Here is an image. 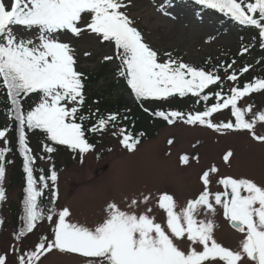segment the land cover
I'll list each match as a JSON object with an SVG mask.
<instances>
[{"label":"snow or ice","instance_id":"6c2138e0","mask_svg":"<svg viewBox=\"0 0 264 264\" xmlns=\"http://www.w3.org/2000/svg\"><path fill=\"white\" fill-rule=\"evenodd\" d=\"M194 3L202 9L216 10L240 25L252 26L260 37H264V0H194ZM126 7L125 0H0V84L10 98V114L19 125V143L27 173L24 226L16 238L19 240L32 232L38 221H52L58 217L54 239L51 242L47 238L41 240L34 250L18 257V264H37L42 255L53 249L80 254L86 264H216L217 261L244 264L245 258L254 264H264V184L251 178L227 176L219 181L225 191L213 194L208 185L211 183L210 172L218 171L215 166L203 173L201 179L205 187L198 198L189 200L181 211H176L173 195L160 194L158 205L166 210L165 226L149 215L151 209L138 214L134 210H122L115 202L107 205L105 216L92 226L70 221L69 207H62L57 212L54 204L51 208L42 205L40 198L48 184L43 176L37 178L34 175L36 157L29 147L25 128L42 130L51 142L87 153L95 145L86 138V132L106 130L118 119L117 113H110L100 116L91 128L84 127L88 116L79 113L85 102V77L77 71L74 48L61 40L63 31L80 37L87 29L101 42L113 44L120 61L119 75L126 79L137 100L165 99L176 94L200 96L209 85L221 80L216 71H206L203 67L173 59L170 53L165 54L169 57L167 60L161 61L158 52L133 26L134 21L121 10ZM80 24L84 26H78ZM244 51H248L247 47ZM104 59L112 60L113 57L105 56ZM243 71L247 72L248 68ZM228 79L236 81L237 75L233 73ZM260 90H264V77L243 87H233L222 102L218 100L195 114L179 111H156L154 114L169 123L184 119L186 115L188 124L200 123L217 131L250 130L256 140L264 141V135L255 131L258 121L264 122V110L254 114V118L246 119L245 109L238 106L242 97ZM30 94H37L38 100L25 111L22 98ZM215 96L220 97L221 93L216 92ZM208 99V95H203V100ZM229 107L235 116L234 124L212 122L213 113ZM8 130L7 127L0 129V138H6ZM120 132L123 146L135 151L139 138L124 129ZM45 148L49 153L54 151L47 145ZM9 151L8 147H0V161ZM232 155L231 151L227 152L224 160L229 161ZM181 159L185 164L189 162L187 155ZM5 173V164L0 162V202L6 199ZM50 178L57 181L55 170ZM38 179L43 182L42 187L37 186ZM148 199V196L144 197L145 202ZM137 204L138 201L133 199L129 208H135ZM216 205L223 208L224 216L232 226L245 234L237 250L223 246L214 236L216 225L212 214ZM201 208L207 210V215L197 219ZM185 238L191 242L188 250L178 244ZM0 264H7L6 254L0 255Z\"/></svg>","mask_w":264,"mask_h":264},{"label":"rangeland","instance_id":"374dc122","mask_svg":"<svg viewBox=\"0 0 264 264\" xmlns=\"http://www.w3.org/2000/svg\"><path fill=\"white\" fill-rule=\"evenodd\" d=\"M125 3L127 7L121 10L126 11L134 21L133 26L141 31L145 42L161 58L170 53L188 64L202 67L208 57L222 61L243 53L239 31L227 28L228 21L215 11L201 12V7L192 0H130V3L125 0ZM61 40L69 42L74 48L76 68L81 72L90 74L98 70L103 61L110 62L112 67L117 66L114 45L101 42L87 29L80 37L63 31ZM105 56H112L113 59L105 60ZM255 60V54H251L247 61L251 64ZM106 83V79L102 78L91 91L116 100L119 92L113 95L105 93ZM125 96L133 101L131 93ZM238 106L245 109L246 119L254 118V114L264 110V90L244 97ZM192 107L189 102H181L177 109L187 115ZM147 108L153 110L154 106L147 105ZM210 119L218 124L235 123L230 107L217 111ZM0 120L7 122L5 116ZM255 131L264 135V122L258 121ZM122 139L121 132L109 130L100 132L97 145L87 153H49L31 137L38 160L47 169L57 172L58 179L52 183L56 190L57 212L62 207H69L70 221L92 226L105 216L107 205L115 202L122 210H134L138 214L151 209L149 215L165 226L167 215L166 210L158 205L160 194L167 192L173 195L177 203L176 211H181L189 200L198 198L204 190L201 177L213 166L218 169L217 172H210L208 188L213 194L225 191L219 181L227 176L251 178L264 184V141L256 140L250 130L233 128L217 131L204 124H188L179 119L160 128L156 136L143 138L135 151L127 150L120 142ZM229 151L233 155L226 162L224 156ZM184 155L189 157L187 164L182 162ZM19 194L18 188H7L6 199L0 202V219H3V224H0V255L6 254L7 264H18V257L34 250L44 238L51 242L58 222V217L52 221H38L32 232L18 240L16 237L24 221L17 230L13 224L12 208L18 205ZM145 196L149 197L147 202L144 201ZM133 199L138 204L129 208ZM215 207L216 211L212 214L216 225L215 238L225 247L239 249L245 234L230 226V220L224 216L220 205ZM206 215L207 210L201 208L197 219H204ZM178 244L184 250L191 246L186 238ZM37 264H86V260L80 254L53 249L42 255ZM216 264L222 262L217 261ZM244 264L254 262L245 258Z\"/></svg>","mask_w":264,"mask_h":264},{"label":"trees","instance_id":"16d2710c","mask_svg":"<svg viewBox=\"0 0 264 264\" xmlns=\"http://www.w3.org/2000/svg\"><path fill=\"white\" fill-rule=\"evenodd\" d=\"M200 10L202 12L210 9L201 8ZM213 11L222 15V18L228 21L226 24L227 28H235L239 31V40L243 53L241 56L232 55L229 59L222 61H217L212 57H208L203 62L202 67L205 68V70L216 71L221 77V80L217 82V84L209 85L208 88L203 90L200 96L188 94L184 97H181L176 94L165 99L149 98L137 100L134 93L131 91L130 86L127 84L126 79L119 75L120 61L116 58V54H114V58L117 61L116 67H112L110 62L103 61L98 70L90 74L82 72L85 77V102L83 107L80 109L79 114L88 116V119L84 122V127L91 128L94 124H97L98 118L100 116H107L110 113L118 114V119L114 122H111L106 130L95 133L86 132V138L90 143L96 146L97 137L100 135V132L109 130H118L120 132L121 129H124L128 133H132L133 136L138 137L139 141H141L143 138L154 137L160 128L166 125L174 124L179 120L175 119L174 123H169L164 118L156 116L154 114L156 111H178L177 106L179 103L189 102L193 107L192 111L188 112V114H195L197 111H203L206 107H210L218 100L222 102V99L230 94V91L233 87H243L246 83L252 82L258 77H264V37H260L258 30L254 27L240 25L238 22L231 20L229 17L224 16L216 10ZM245 47H247L248 51H244ZM251 54H255L256 60L253 63L248 64L247 60ZM158 56L161 61L167 60L169 58L168 56L161 58L159 54ZM171 58L184 62L174 55H171ZM245 67L248 68L247 72L243 71ZM77 71L79 70L77 69ZM233 73L237 75L236 81L228 79V77ZM102 78L106 79L107 82L105 88L106 90H104L105 93L113 95V93L119 92V96L116 98V100L106 99L105 96L99 92L91 91V88ZM216 92H220L221 96L216 97ZM126 93H131L133 95L132 102L127 100L125 96ZM253 93L247 96H250ZM205 94L209 97L207 101L203 100V95ZM243 98L244 97H242L240 100ZM37 100V94H30L28 97L22 98L23 110H29L30 107L34 106V103ZM147 105H153L154 109L152 110L151 108H147ZM10 107V98L7 96L4 86L0 84V119L2 116H5L7 120L6 123L0 120V129H4L5 127L9 129L6 133V138H0V147L10 148V151L5 154L4 160L0 161L5 164L6 168L3 187L5 188V192L7 188H18L20 190L19 203L17 206L12 208L13 224L15 228L19 230L20 224L23 221L22 217L24 215L23 200L26 196L25 189L27 187V173L24 169V155L19 143V125L14 117L10 114ZM183 121L186 122V116ZM25 133L29 142V147L31 148L32 154L35 157L36 155L34 148L31 145V137H33V139L44 148L45 145L54 148L53 152L80 153L79 151L72 150L67 145H60L58 143L51 142L42 130L25 128ZM33 167L34 175L37 178L43 176L45 178V182L48 184V187L44 189L42 197L40 198L42 205L46 208H51L53 204L56 206V190L53 187V181L50 178L51 172L54 169H47L44 167L37 157ZM37 186H43V182L39 181V179ZM49 201L52 203L50 204Z\"/></svg>","mask_w":264,"mask_h":264},{"label":"water","instance_id":"95a60500","mask_svg":"<svg viewBox=\"0 0 264 264\" xmlns=\"http://www.w3.org/2000/svg\"><path fill=\"white\" fill-rule=\"evenodd\" d=\"M230 225H231V227L233 228V229H235L236 231H238V232H240L238 229H236V228H234L233 226H232V223L230 222ZM241 233V232H240Z\"/></svg>","mask_w":264,"mask_h":264}]
</instances>
